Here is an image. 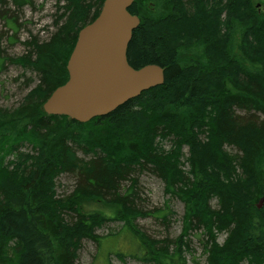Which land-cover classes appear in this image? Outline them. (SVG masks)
I'll list each match as a JSON object with an SVG mask.
<instances>
[{
  "label": "trees",
  "instance_id": "1",
  "mask_svg": "<svg viewBox=\"0 0 264 264\" xmlns=\"http://www.w3.org/2000/svg\"><path fill=\"white\" fill-rule=\"evenodd\" d=\"M53 1L55 32L20 41V18L36 0H0V71L16 65L38 82L18 108H0V264H75L85 240L107 261L111 254L188 264L195 232L208 264H264V12L253 0H135L129 12L141 23L129 64L163 67L165 83L79 123L43 105L67 83L78 34L105 0ZM7 42L25 53L5 56ZM145 173L184 204L176 239L152 238L137 225L151 213L138 182ZM63 175L75 189L60 197ZM111 223L120 225L116 232L97 234ZM120 238L128 252L110 247Z\"/></svg>",
  "mask_w": 264,
  "mask_h": 264
},
{
  "label": "water",
  "instance_id": "2",
  "mask_svg": "<svg viewBox=\"0 0 264 264\" xmlns=\"http://www.w3.org/2000/svg\"><path fill=\"white\" fill-rule=\"evenodd\" d=\"M134 0H105L97 19L78 34L67 64L69 79L43 105L48 115L88 123L106 116L144 91L164 85L157 64L134 69L128 48L140 25L129 9Z\"/></svg>",
  "mask_w": 264,
  "mask_h": 264
},
{
  "label": "rangeland",
  "instance_id": "3",
  "mask_svg": "<svg viewBox=\"0 0 264 264\" xmlns=\"http://www.w3.org/2000/svg\"><path fill=\"white\" fill-rule=\"evenodd\" d=\"M177 2V0H174ZM230 0H223L224 5H228ZM183 3V1H182ZM255 8L264 12V0H253ZM151 1L147 5L154 9L155 5ZM184 5V3H183ZM177 8V7H176ZM57 11L55 2L53 0H36V9H24L21 22L25 23V29L19 33L20 41L30 39V34L37 36L39 40H47L52 33L55 32L54 15ZM179 13V11H178ZM226 12L220 18L223 23L227 18ZM196 40V39H195ZM188 43L190 40L188 39ZM5 56L9 58H16L25 53V48L21 44L10 45L5 43ZM219 59V57L216 55ZM220 60V59H219ZM32 78L34 82L31 87L25 86L27 79ZM37 78L30 71H25L23 68L12 64H6L3 71H0V108L13 110L18 108L23 103L25 97L30 94L31 88L37 86ZM168 150V146L166 148ZM185 155H188V149L185 150ZM82 153L78 152V156L82 157ZM139 186L141 196H144L142 204L147 212H151L149 217L138 219L137 225L140 229L155 239H176L182 234V219L184 215V204L177 199H171L165 193L164 183L157 177L151 174H142L139 179ZM58 195L64 196L71 193L75 189V181L72 176L63 175L58 179ZM170 201L169 205L172 210V215L163 221L162 215L167 211L164 209L166 203ZM213 205H217L215 202ZM264 206V199L258 204V208ZM161 211V212H160ZM160 212V213H159ZM120 225L114 223L108 224L102 229H98L97 234L100 236H107L119 229ZM226 239V235H221L219 243L222 244ZM190 252L187 253L188 264H208L207 256L203 252V244L201 242V233L195 232L190 238ZM107 249V245L104 246ZM110 247L117 252H128L131 245L127 240L118 239L116 242L110 244ZM75 264H143L133 258H127L121 261L114 255L109 256L108 261L100 255L97 245L92 241H83L82 248L77 252Z\"/></svg>",
  "mask_w": 264,
  "mask_h": 264
},
{
  "label": "bare ground",
  "instance_id": "4",
  "mask_svg": "<svg viewBox=\"0 0 264 264\" xmlns=\"http://www.w3.org/2000/svg\"><path fill=\"white\" fill-rule=\"evenodd\" d=\"M135 1V0H134ZM133 5V4H132ZM102 9V8H101ZM100 14V13H99ZM41 104V103H40ZM44 111V110H43ZM45 113V112H44ZM58 125V124H57ZM39 149V148H38ZM1 162V161H0ZM22 163V162H21ZM1 165V164H0ZM14 183V182H13ZM12 184V183H11ZM13 185V184H12ZM77 192V191H76ZM68 197V196H67ZM65 199V197H64ZM73 202V201H72ZM109 203V202H108Z\"/></svg>",
  "mask_w": 264,
  "mask_h": 264
}]
</instances>
